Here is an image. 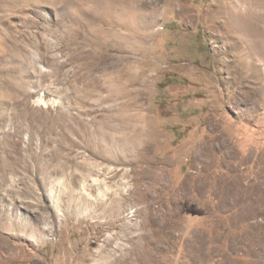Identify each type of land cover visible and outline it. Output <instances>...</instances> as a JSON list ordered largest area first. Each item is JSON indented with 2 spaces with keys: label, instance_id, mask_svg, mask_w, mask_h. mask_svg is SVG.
Instances as JSON below:
<instances>
[{
  "label": "rangeland",
  "instance_id": "rangeland-1",
  "mask_svg": "<svg viewBox=\"0 0 264 264\" xmlns=\"http://www.w3.org/2000/svg\"><path fill=\"white\" fill-rule=\"evenodd\" d=\"M0 264H264V0H0Z\"/></svg>",
  "mask_w": 264,
  "mask_h": 264
}]
</instances>
